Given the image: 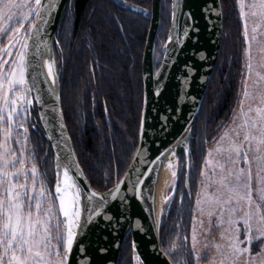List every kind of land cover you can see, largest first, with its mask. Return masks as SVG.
<instances>
[{"label": "trees", "instance_id": "obj_1", "mask_svg": "<svg viewBox=\"0 0 264 264\" xmlns=\"http://www.w3.org/2000/svg\"><path fill=\"white\" fill-rule=\"evenodd\" d=\"M128 1L147 10L152 7L151 0ZM221 1L222 50L190 140L191 193L185 183L184 158L176 179L179 193L171 197L173 202L165 208L161 221L160 244L173 264H195L190 232L203 161L207 148L230 124L244 79L247 46L239 0ZM161 4L160 29L154 47L155 70L162 63L171 28V0H162ZM149 14L145 17L133 14L116 0H74L57 29L56 66L65 122L80 164L96 191L104 192L121 180L139 144L144 103L142 58L150 28ZM30 132L34 134L33 130ZM17 134L18 131H12L10 147L16 152L15 156L7 154L11 160L21 155ZM22 145L25 164L17 163V168L27 169L29 176L33 165L37 168L36 193L29 188L30 193L37 194L42 185L46 195L53 193V154L43 130L40 128L31 145L29 142ZM8 170L14 171L11 167ZM56 205L59 216L57 200ZM173 243L177 245L174 249ZM131 246L128 236L119 264H133Z\"/></svg>", "mask_w": 264, "mask_h": 264}, {"label": "snow or ice", "instance_id": "obj_2", "mask_svg": "<svg viewBox=\"0 0 264 264\" xmlns=\"http://www.w3.org/2000/svg\"><path fill=\"white\" fill-rule=\"evenodd\" d=\"M258 6L264 10V0H259ZM56 7V0H0V44L4 45L0 48V123L5 122L4 105L8 106V127L4 132L5 139L0 141V264H68L75 236L72 225L81 215L79 197L82 190L77 185L75 193L69 191L72 185L68 183L70 177L67 167L64 169L63 187L58 178L54 194L49 192L46 195L42 185L34 195L30 193L29 188L32 193H36V166L33 165L31 176L27 169L17 168V163L25 164L23 145L19 149L21 155L15 160H9L3 151L7 149L10 155L15 156L16 150L9 146L8 141L12 137L14 123L17 127H24L25 121H14V116L27 114V106L32 102L29 94L35 91L36 101L43 104L39 77L45 76V83L49 79L55 83L54 61L51 60L48 41L42 36L51 12ZM176 7L174 0L173 8ZM252 7L257 5L253 4ZM172 39L169 35V40ZM17 45L19 48L14 58L11 61L5 59V55L13 56L12 50ZM45 56L49 57L44 60L47 73L43 72L41 64ZM5 64L8 65L7 71H4ZM246 67L250 74L251 63ZM261 79L264 80V76H261ZM248 87L245 76L240 111L237 113L234 110L231 123L224 126V131L217 141L220 145L218 151L223 157L222 162L217 161L220 168L219 177L211 183L205 182L202 189L203 198L198 192L196 200L198 211L202 216L205 212L208 216V227L205 231L218 229L221 238L228 241L226 250L225 245L213 240L211 245L221 259L217 261L215 255L209 256L207 252L202 256L196 249V218L193 217L192 250L195 254V264H200L203 258H209L211 264H264V95L260 97V106L254 109L249 106L245 109L244 102L250 96ZM8 92L12 93L11 98L8 97ZM48 92L55 96L54 87H49ZM253 110L256 115H249ZM63 127L61 125V129ZM26 134L27 128L25 141ZM16 143L21 144V141L17 139ZM71 163L69 159V164ZM9 167L14 171H9ZM172 175L175 177L176 173L173 172ZM21 176L23 182H20ZM129 183L133 184L129 191H138L136 185L141 181L137 177L135 182ZM209 188L212 189L210 194ZM84 191L87 193L84 209L89 213L85 220L87 223L93 211L99 212L110 196L115 198L120 186L118 184L115 190L104 194ZM165 199L167 200V197ZM56 200L59 201L58 212L68 218V227L63 231L65 221L60 220L57 215ZM45 204L47 207H44ZM203 205H207V209ZM200 223L202 225L203 221ZM253 244L258 249L255 253L252 251ZM176 247L173 243L172 248ZM207 247L206 244L205 248Z\"/></svg>", "mask_w": 264, "mask_h": 264}, {"label": "water", "instance_id": "obj_3", "mask_svg": "<svg viewBox=\"0 0 264 264\" xmlns=\"http://www.w3.org/2000/svg\"><path fill=\"white\" fill-rule=\"evenodd\" d=\"M73 2L74 0H56L57 7L52 10L42 36L48 41L51 60L54 61L55 83L51 79L45 83V76L41 75L38 82L43 90V104L36 101V92L33 91L29 94L32 102L28 105L30 113L32 108L36 109L43 134L52 148L55 170L53 193L58 178L63 187L65 167L73 182L69 190L72 192L73 187L76 190L77 185L82 190L79 197L81 217L68 264H119L122 246L128 236L132 240L133 264H173L160 244L161 221L166 208V200L164 203L159 200L161 176L173 152L177 165L176 179L185 158V183L191 193L190 140L222 50V1L175 0L177 7L174 9V0H171V28L164 45V50L167 48V51H164L160 67L155 70L154 47L160 29L162 0H151L152 7L149 10L128 0H116L125 10L144 17L150 13L151 18L142 58L144 103L139 144L121 180L104 192L92 187L80 164L62 107L55 38L61 19L71 10ZM169 35L172 40H169ZM29 43L31 44V40ZM48 59L45 56L41 60L44 73H47L44 60ZM49 87H54L55 96L50 95ZM61 125L64 126L63 129ZM137 177L141 181L136 185L138 191H129L133 187L129 181L135 182ZM121 181L124 183H120ZM118 184L120 191L115 198L110 196L99 212L93 211L91 219L85 223L89 213L84 209L87 194L84 190L104 194L115 190ZM60 216L65 221L63 230H66L68 218L62 213Z\"/></svg>", "mask_w": 264, "mask_h": 264}, {"label": "rangeland", "instance_id": "obj_4", "mask_svg": "<svg viewBox=\"0 0 264 264\" xmlns=\"http://www.w3.org/2000/svg\"><path fill=\"white\" fill-rule=\"evenodd\" d=\"M253 4H256L257 7H252ZM258 5H259V0H239V11L241 12L242 21L244 23V35H245L246 46H247V50H246L247 59H246V62L243 68L244 69V72H243L244 79L242 80L243 82H242L240 92H239L240 93V98H239V103H238L239 105L234 109L237 113L240 111V101L243 99L245 76H247V84L249 85L248 91L250 93V96L247 100H245L244 108L247 109L249 106H252L254 109L257 106H260L259 104L260 97L264 95V80L261 79V76H264V10H262ZM2 47H4V45L0 44V48ZM18 48H19V45H17L16 48H13L12 50L13 56L5 55L4 58L11 61L14 58L15 52ZM249 62L251 63V66H252V71L250 74H248V70L246 67V65ZM7 68H8V65L5 64L4 71H7ZM257 73H259V75H257ZM7 95L9 98L12 97L11 92H8ZM18 103H22V102H18ZM4 112H8L7 105H4ZM249 115L255 116L256 113L253 110L251 113H249ZM18 118H21V119L23 118L24 120V114L22 113L21 116H19ZM7 127L8 126H7V122L5 118V122L0 123V130L2 131V135L0 136V141H3L5 139V137L3 139V136H4V131L7 129ZM223 131H224V128L222 132ZM219 137L215 141H213L212 144L206 150L207 154L203 161L204 164H203L202 171H201V180L199 181L198 186H197L198 187L197 193L198 192L201 193V198H203L202 189H203L204 183L205 182L211 183L214 179H218L219 174H220V168L218 167L217 161L222 162L223 157L221 155V152L218 151V149L220 148V145L217 143V141H219ZM10 141H13V139L8 141L9 146H10ZM224 143L226 144L227 141H225ZM3 151L5 153V156L9 160H11V157L7 155L8 154L7 149H4ZM174 158H175L174 163H171L169 165V168L171 169L172 173L176 172V166H177L176 157ZM202 172L204 173V175H202ZM253 173L255 174V167L253 168ZM175 180L176 179H174L173 177L171 186L169 187L171 190L169 189L168 192L166 193L167 196L166 195L164 196V200H166L165 197H167V200L164 204L165 206L168 204L169 202L168 199L172 197L173 195L172 193L175 190L174 188ZM208 191L210 194L212 192V189L209 188ZM197 193L195 194L196 200H197ZM196 200H195V206H194V210H195L194 217L196 218L195 227H196V234H197L196 249L198 252H200L202 256L205 254V252H207L209 256L215 255L216 260L219 261L221 259V256L216 252V249L211 245V242L215 240L221 243L222 245H225L224 250H226V245L228 241L226 238L225 239L221 238V236L218 234L219 230L216 228H213L210 232L205 231V229L208 227V216L206 212L203 216L201 215V213L197 209ZM44 207H47V204H45ZM203 207L207 209V205H203ZM59 219H60V216H59ZM201 220L203 221L202 225L200 223ZM192 222L194 225L193 219H192ZM193 225H192V229H193ZM192 229L190 232L191 233V237H190L191 248H192V235H193ZM241 239H243V237H241ZM206 244L208 245L207 248H205ZM252 251L253 253L258 251L255 244H253L252 246ZM192 253H193V250H192ZM193 256L195 259L194 253H193ZM200 264H211V262L209 258H203L201 259Z\"/></svg>", "mask_w": 264, "mask_h": 264}, {"label": "flooded vegetation", "instance_id": "obj_5", "mask_svg": "<svg viewBox=\"0 0 264 264\" xmlns=\"http://www.w3.org/2000/svg\"><path fill=\"white\" fill-rule=\"evenodd\" d=\"M31 113L29 112V109H28L27 114L23 113L24 114V121H25L24 127H17L15 123L12 126V131L14 133H16V131H18L17 135H18V138L21 141V144H19V146H21L23 144V142H25L26 144H28V142H29L30 145H31L32 139L35 138L36 136H38V134H39L41 125L39 124L38 113H37L35 108H32ZM4 115H5V118H6L7 117V112H4ZM19 120H23V118L21 119V118H18V117L14 116V121H19ZM25 128H27V134H26L27 135V140L26 141H25ZM30 130H33L34 134H32L30 132ZM176 182H177V180H175V184H174L175 190H174L173 195H177L179 193V191H178L179 188L178 187L176 188ZM168 200L170 202L171 201V197ZM169 202H168V204H169ZM172 202L173 201H171L170 204H172ZM167 205H166V207H167ZM59 216H60V213H59ZM60 220H61V216H60ZM62 231H63V227H62Z\"/></svg>", "mask_w": 264, "mask_h": 264}, {"label": "bare ground", "instance_id": "obj_6", "mask_svg": "<svg viewBox=\"0 0 264 264\" xmlns=\"http://www.w3.org/2000/svg\"><path fill=\"white\" fill-rule=\"evenodd\" d=\"M175 156L172 154L170 157H169V159H168V163H167V167L165 168V170L163 171V174H162V179H161V184H160V188H161V194H160V203H164V196L166 195V193L168 192V189H169V187L171 186V183H172V180H173V176H172V172H171V169L169 168V165L171 164V163H174V160H175V158H174ZM174 171V170H173ZM174 179H175V177H174ZM69 183H70V185H73V182L72 181H70V179H69V181H68ZM70 191V190H69ZM75 187H73V191H72V193H75ZM71 192V191H70ZM167 196V195H166ZM79 206H80V204H79ZM80 217H81V215H80ZM80 217H79V219H75L74 220V222H73V225H72V231L74 232V233H76V231H77V228H78V223H79V220H80Z\"/></svg>", "mask_w": 264, "mask_h": 264}]
</instances>
